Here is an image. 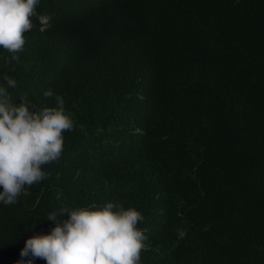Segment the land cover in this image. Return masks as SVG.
Wrapping results in <instances>:
<instances>
[{
  "label": "trees",
  "instance_id": "16d2710c",
  "mask_svg": "<svg viewBox=\"0 0 264 264\" xmlns=\"http://www.w3.org/2000/svg\"><path fill=\"white\" fill-rule=\"evenodd\" d=\"M36 11L53 26L41 33L33 17L19 62L0 48V86L17 82L16 105L62 95L75 126L48 178L0 202V264H46L20 253L51 233L47 216L108 202L143 215L140 264H264V0H40Z\"/></svg>",
  "mask_w": 264,
  "mask_h": 264
},
{
  "label": "clouds",
  "instance_id": "9594fccd",
  "mask_svg": "<svg viewBox=\"0 0 264 264\" xmlns=\"http://www.w3.org/2000/svg\"><path fill=\"white\" fill-rule=\"evenodd\" d=\"M39 4L40 0H0V48L11 54L7 62H19L17 53L24 49L25 33L35 27L33 17L39 32L52 28V15L37 14ZM6 84L7 88L0 86V202L12 205L27 194L26 188L48 178L43 166L61 157L64 133L74 129L75 121L66 112L62 95L52 90L43 93L45 99L55 101L54 107L38 106L26 97L16 105L8 88H16L17 82L6 78ZM65 215L66 219H60ZM46 219L56 226L48 235L27 239L22 257L42 259L46 264H140L147 248V230L137 227L144 217L135 208L93 203L71 210L61 207ZM185 236V230H177L178 239Z\"/></svg>",
  "mask_w": 264,
  "mask_h": 264
}]
</instances>
